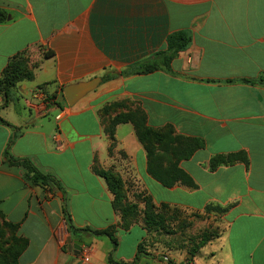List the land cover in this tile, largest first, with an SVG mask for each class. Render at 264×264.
Here are the masks:
<instances>
[{"label":"crops","instance_id":"obj_1","mask_svg":"<svg viewBox=\"0 0 264 264\" xmlns=\"http://www.w3.org/2000/svg\"><path fill=\"white\" fill-rule=\"evenodd\" d=\"M0 9L9 16L0 25V79L17 55L33 73L9 100L0 94V118L8 123L0 121V211L27 241L19 264H111V253L130 263L140 246L149 256L137 264H264V0H0ZM177 32L189 33L192 42L169 68L133 72L162 61L157 54ZM96 78L102 80L96 90L69 106L64 87ZM115 104H126L120 112H141L154 130L203 142L179 163L195 188H167L149 175L132 123L116 127L109 152L102 111ZM59 130L60 151L53 141ZM9 145L13 156L31 158L61 182L76 228L114 227L117 248L108 236H73L62 193L34 186L25 168L11 166ZM231 154L248 161L211 169L213 158ZM113 160L123 176L132 169L158 207L189 216L207 214L209 205L228 208L208 214L217 220L213 238L192 255V242L171 245L175 229L165 246L143 222L120 228L113 195L96 172ZM135 230L139 235L124 252ZM69 237L84 242L79 255L69 251Z\"/></svg>","mask_w":264,"mask_h":264},{"label":"trees","instance_id":"obj_2","mask_svg":"<svg viewBox=\"0 0 264 264\" xmlns=\"http://www.w3.org/2000/svg\"><path fill=\"white\" fill-rule=\"evenodd\" d=\"M8 18V14L4 10L0 9V25L6 23ZM191 42L192 37L187 32H177L170 35L167 39V49L157 54L158 58L163 60L145 64L133 72L148 74L158 70L159 68H169L175 56L179 52L186 50L190 46ZM22 58L23 57L21 55L13 57L2 72L0 79V94L6 96L7 100L10 99L13 90L19 82L25 79L33 78V73ZM260 83L264 85V78L260 80ZM125 106L126 104H115L106 107L102 111L103 116L107 118L105 121V132L112 142L109 151L112 152V148L116 146V127L122 123H132L135 126L139 141L147 152L149 175L167 188H172L179 183L191 188H195L196 185L193 179L179 167V163L181 160L190 158L196 150L202 148L204 146L203 142L199 139L175 136L170 130H154L146 125L145 116L141 112L136 111L132 113H124L118 111ZM114 113H117V115L112 117V114ZM0 121H2L4 124H8L1 118ZM18 134L19 133L16 132L14 138H17ZM14 138L11 139L10 144H12ZM5 156L7 162L11 166H21L27 170V179L34 186H41L50 192L53 188H56L60 193H62L64 199V217L68 225L69 232L73 236H77L79 238L83 237L82 234L97 237L108 236L113 242L114 250L117 248L118 241L114 235V227L100 231H94L89 228L79 229L74 226L68 209V194L61 182L54 175L40 169L31 158H17L13 156L10 153V145ZM247 161V158L242 154L217 156L211 160L210 167L212 170H216L221 165H232L237 162ZM96 172L99 174V176L105 179L109 191L113 195L112 205L116 214L120 216V228L123 230H129L135 224L143 222L144 228L150 233H158L160 235L173 234V229H175L176 226L175 220H177V218L172 213L181 212L180 210L171 209L168 205H161L158 207L153 202V199L147 195L142 199L144 201L145 207L143 209L142 218H139L138 213L134 209L135 206L128 205L126 203V196L124 193L126 183L122 177L113 170H104L98 168ZM227 210L228 208H223L217 205H209L206 208V212L208 213H225ZM0 218L2 219L4 225L13 231V241L16 243L13 251L8 250L10 256V261L8 264H19V255L27 247V241L19 239L16 236L17 227L6 222L1 211ZM213 235L214 233H211V237L209 238H200L199 242L192 248L190 253L194 255L201 246L207 244L213 238ZM112 254L113 253L110 255L111 264H137L141 257L149 256V254L143 251L142 246L139 247L136 258L130 263L117 262L114 260ZM169 264L173 263L170 262Z\"/></svg>","mask_w":264,"mask_h":264},{"label":"rangeland","instance_id":"obj_3","mask_svg":"<svg viewBox=\"0 0 264 264\" xmlns=\"http://www.w3.org/2000/svg\"><path fill=\"white\" fill-rule=\"evenodd\" d=\"M112 144V142H111ZM115 147V146H114ZM114 147L112 148V152L114 150ZM110 152V151H109ZM111 152V153H112ZM113 155V154H112ZM112 165L109 166L105 170H113L115 173H118L124 182L126 183L124 193H125V200L128 205L135 206L134 209L138 213L139 218H142L143 209L145 207L144 201L142 200L144 197L147 196V193L143 191L137 184L136 178L133 174V171L131 168L125 170L124 176L121 174V171L119 169V166L113 162H111ZM123 173V172H122ZM167 214V213H166ZM174 216H176L177 220L175 223V237L172 238L171 245L175 247H185L187 243L192 242L193 247L197 245L200 238L211 237V233H214V230L212 228L214 223H217L216 219L211 220L210 216H208V213L203 216L198 215H188L186 213L181 212H174L172 213ZM221 212L214 213V215H220ZM174 225V223H173ZM13 231L8 229L2 219L0 218V264H8L10 261V256L8 253L9 251H13V248L15 247L16 243L13 241ZM139 230H135L132 234V236L128 237V240L123 244V251L129 252L130 247V241L133 238L138 237ZM154 241H160L162 244L167 246L166 241V235H158Z\"/></svg>","mask_w":264,"mask_h":264},{"label":"water","instance_id":"obj_4","mask_svg":"<svg viewBox=\"0 0 264 264\" xmlns=\"http://www.w3.org/2000/svg\"><path fill=\"white\" fill-rule=\"evenodd\" d=\"M100 78H96L87 82H81L64 87L63 93L69 106H74L79 100L84 98L89 93L96 90L101 83ZM84 242L82 240L68 239L69 251H73L76 255H79L82 251Z\"/></svg>","mask_w":264,"mask_h":264},{"label":"built area","instance_id":"obj_5","mask_svg":"<svg viewBox=\"0 0 264 264\" xmlns=\"http://www.w3.org/2000/svg\"><path fill=\"white\" fill-rule=\"evenodd\" d=\"M40 97L42 98V99H44L45 98V95H44V93L42 92V91H40ZM61 117L62 116H58V120L59 119H61ZM53 141H54V143H55V145H56V149L57 150H63L64 148H65V145H64V141H63V139H62V134H61V132H60V130L59 131H57L54 135H53ZM86 255H88L89 254V250L87 249V250H85V252H84Z\"/></svg>","mask_w":264,"mask_h":264}]
</instances>
